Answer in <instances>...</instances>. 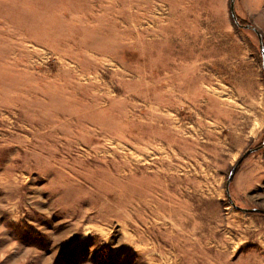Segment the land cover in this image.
<instances>
[{
	"label": "rangeland",
	"instance_id": "rangeland-1",
	"mask_svg": "<svg viewBox=\"0 0 264 264\" xmlns=\"http://www.w3.org/2000/svg\"><path fill=\"white\" fill-rule=\"evenodd\" d=\"M230 0H0V264H264L226 181L264 138ZM261 34L264 0H235ZM229 193L264 210V147Z\"/></svg>",
	"mask_w": 264,
	"mask_h": 264
},
{
	"label": "water",
	"instance_id": "water-1",
	"mask_svg": "<svg viewBox=\"0 0 264 264\" xmlns=\"http://www.w3.org/2000/svg\"><path fill=\"white\" fill-rule=\"evenodd\" d=\"M234 5H235V0H230V2H229V7H230L231 17L233 18V20L235 21V23H236L239 27L247 28V29H251V30H253V31L256 33V35H257V37H258V40H259V44H260V48H261V52H262V59H263V61H264L263 39H262V37H261L260 32H259L254 26H252L251 24H242V23H240V22L238 21L237 16H236V14H235V8H234ZM263 147H264V138H263V141H262L258 146L246 150L245 153L243 154V157L249 155V154L252 153V152H255V151H257V150H260V149H262ZM243 157H241V158L239 159V161L237 162V164L243 159ZM237 164L234 166L233 171L230 173V175L228 176V179H227V181H226L225 189H226V193H227V197H228V199H229V202H230L234 207H236V208H238V209H241V210H243V211L264 212L263 209H259V208H246V207H239V206H237V205L234 203L233 199L231 198V195H230V193H229V185H230V183H231V180H232V177H233V174H234L233 172H234V170H235Z\"/></svg>",
	"mask_w": 264,
	"mask_h": 264
}]
</instances>
